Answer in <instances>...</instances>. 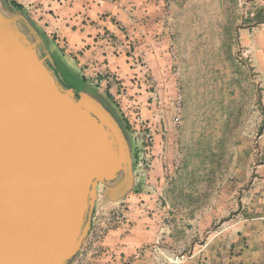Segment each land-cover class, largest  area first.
<instances>
[{"label": "rangeland", "instance_id": "rangeland-1", "mask_svg": "<svg viewBox=\"0 0 264 264\" xmlns=\"http://www.w3.org/2000/svg\"><path fill=\"white\" fill-rule=\"evenodd\" d=\"M164 6L172 14L164 25L174 33L176 148L154 203L166 212L147 211L162 228L158 242L145 248L144 264H264V240L247 237L253 230L261 237L264 226V81L243 37L248 28L264 30V0H164ZM0 8L7 14L1 0ZM30 24L53 67L43 34ZM72 83L119 128L134 167L139 135L104 93ZM99 190L93 224H118L125 205Z\"/></svg>", "mask_w": 264, "mask_h": 264}, {"label": "water", "instance_id": "water-1", "mask_svg": "<svg viewBox=\"0 0 264 264\" xmlns=\"http://www.w3.org/2000/svg\"><path fill=\"white\" fill-rule=\"evenodd\" d=\"M3 2L0 264H68L90 231L99 186L107 200L120 199L133 182L132 160L119 128L59 83L32 25Z\"/></svg>", "mask_w": 264, "mask_h": 264}, {"label": "crops", "instance_id": "crops-1", "mask_svg": "<svg viewBox=\"0 0 264 264\" xmlns=\"http://www.w3.org/2000/svg\"><path fill=\"white\" fill-rule=\"evenodd\" d=\"M8 2L41 31L55 63L104 93L117 106L128 130L139 135L132 185L120 199L112 201L125 205L122 221L116 225L106 221L93 224L94 208L84 246L68 264H144L149 256L145 248L151 241L158 242L162 228L147 218V211L154 210L158 217L166 212L154 203L176 148L169 52L174 33L164 25L172 21V14L166 12L164 0ZM255 31L248 28L243 37L255 70L264 81V30ZM110 77L114 80L108 83ZM140 121L149 124L150 148ZM99 196L98 188L95 207ZM141 202L152 206L144 207ZM93 235L97 237L92 239ZM247 237L264 240V226L261 237L256 230Z\"/></svg>", "mask_w": 264, "mask_h": 264}, {"label": "trees", "instance_id": "trees-1", "mask_svg": "<svg viewBox=\"0 0 264 264\" xmlns=\"http://www.w3.org/2000/svg\"><path fill=\"white\" fill-rule=\"evenodd\" d=\"M57 66L59 65L57 64ZM73 79H77L74 74L69 72L64 66H59L57 80L65 89L73 88V83H72ZM80 81H82L85 84L84 80H80Z\"/></svg>", "mask_w": 264, "mask_h": 264}, {"label": "flooded vegetation", "instance_id": "flooded-vegetation-1", "mask_svg": "<svg viewBox=\"0 0 264 264\" xmlns=\"http://www.w3.org/2000/svg\"><path fill=\"white\" fill-rule=\"evenodd\" d=\"M1 9V8H0ZM3 11V10H2ZM19 27H20V29L29 37V39L31 40V41H35L34 40V37L30 34V32L27 30V28L25 27V26H23V25H21V24H19ZM37 51H38V53H39V56L41 57V58H44L45 56L43 55V50H42V48L41 47H38L37 48ZM46 65L48 66V68L49 69H51L52 71H53V73H54V75H55V77H56V79H57V75H58V68H59V66H57V64L55 63V65L52 67V65L50 64V62L48 61V60H46ZM119 178H121V175H120V177Z\"/></svg>", "mask_w": 264, "mask_h": 264}, {"label": "built area", "instance_id": "built-area-1", "mask_svg": "<svg viewBox=\"0 0 264 264\" xmlns=\"http://www.w3.org/2000/svg\"><path fill=\"white\" fill-rule=\"evenodd\" d=\"M142 67H143V65H142ZM111 80H112V81H111ZM113 80H114V79H113L112 77H110L109 80H108V83L113 82ZM137 120H138V117H136V121H137ZM146 124H147V123L144 122V121H143V122L140 121V122L138 123V125L140 126V128H145V127H146ZM145 129H146V128H145ZM147 129H148V128H147Z\"/></svg>", "mask_w": 264, "mask_h": 264}]
</instances>
